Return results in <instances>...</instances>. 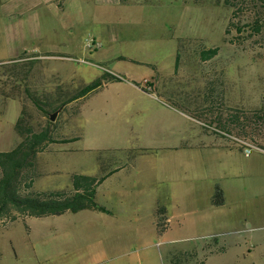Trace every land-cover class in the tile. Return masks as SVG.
<instances>
[{
    "label": "rangeland",
    "instance_id": "1",
    "mask_svg": "<svg viewBox=\"0 0 264 264\" xmlns=\"http://www.w3.org/2000/svg\"><path fill=\"white\" fill-rule=\"evenodd\" d=\"M122 4L70 38L60 32L68 59L0 65V152L22 141L18 118L48 127L70 141L37 155L32 191L71 190L74 174L121 167L96 201L138 220L119 228L93 209L0 217V264H264V0ZM92 35L105 57L88 47ZM186 152L196 164L219 160L225 175L190 197H151L147 169ZM160 207L184 222L169 218L161 231Z\"/></svg>",
    "mask_w": 264,
    "mask_h": 264
},
{
    "label": "crops",
    "instance_id": "2",
    "mask_svg": "<svg viewBox=\"0 0 264 264\" xmlns=\"http://www.w3.org/2000/svg\"><path fill=\"white\" fill-rule=\"evenodd\" d=\"M130 1L0 0V65L34 61L48 57L68 59L64 54L70 51L71 45L67 40L62 39L61 31L66 32V35H70L68 37L70 38L75 33V29L110 16L115 6ZM145 1L147 0H136L137 3ZM92 37L95 36L92 35ZM95 39L101 41V38L95 37ZM54 40L60 44L55 49L51 44ZM62 48L65 51L58 50ZM95 52L102 58L106 55L102 48L95 49ZM27 73H31V68ZM152 84L155 85V82H152ZM129 85L151 98L154 95L151 91L140 88L136 84L129 83ZM211 85L215 87L214 84ZM258 108L259 106L256 107V111ZM53 143L55 142L49 143L45 151H49ZM213 146L216 145L213 144ZM179 148L188 151L193 149L194 146H172L171 144L166 146V149ZM192 158L189 157L188 152L184 153L180 159L178 157L165 158L157 166L153 176L151 175L152 170L147 169L150 178L147 184H151V187H153L150 189L149 195L155 198L160 196L161 198H176L178 191L181 190L183 197H190L194 195L196 190L202 188L201 185L205 184L202 180L206 177L210 178L209 185L212 183L213 186L216 179L225 175V165L219 160L210 162L208 166V164H196ZM121 169V167H118L111 171L106 179L118 176L117 172ZM147 184H143V186L139 184V188H147ZM164 208L168 222H170L169 218H177V221L184 222L183 218H178V213L170 212L168 208ZM99 212H101V216H105L102 219H109L107 222L112 225L117 224L116 226L119 228H126L128 224L138 220L135 217L131 218L127 213L116 216L115 212Z\"/></svg>",
    "mask_w": 264,
    "mask_h": 264
},
{
    "label": "trees",
    "instance_id": "3",
    "mask_svg": "<svg viewBox=\"0 0 264 264\" xmlns=\"http://www.w3.org/2000/svg\"><path fill=\"white\" fill-rule=\"evenodd\" d=\"M217 49H212L216 53ZM114 79L121 78L114 76ZM94 83L85 88L84 94L100 86ZM16 129L22 136V141L10 151L0 152V217H11L14 220L22 216L62 215L66 212H78L94 209L102 212H112L96 201L97 188L104 182L107 175L93 176L74 174L73 189L51 192L32 191L34 170L37 168V155L46 150L49 143L67 142L70 139H56L51 135L50 128L39 132L33 130L20 117ZM213 201L222 204L223 192L216 186ZM165 208L157 210L160 230H166L168 218ZM172 264H180L176 259Z\"/></svg>",
    "mask_w": 264,
    "mask_h": 264
},
{
    "label": "built area",
    "instance_id": "4",
    "mask_svg": "<svg viewBox=\"0 0 264 264\" xmlns=\"http://www.w3.org/2000/svg\"><path fill=\"white\" fill-rule=\"evenodd\" d=\"M88 47H90V48L91 47L100 48L101 47V43L98 40H96V39H91L88 42ZM148 82H150V81H148ZM249 152H250V149L247 150L246 154H249Z\"/></svg>",
    "mask_w": 264,
    "mask_h": 264
},
{
    "label": "water",
    "instance_id": "5",
    "mask_svg": "<svg viewBox=\"0 0 264 264\" xmlns=\"http://www.w3.org/2000/svg\"><path fill=\"white\" fill-rule=\"evenodd\" d=\"M57 114H58V112H56V113H54V114H52L51 116H50V119L53 121V120H55L56 119V116H57Z\"/></svg>",
    "mask_w": 264,
    "mask_h": 264
}]
</instances>
